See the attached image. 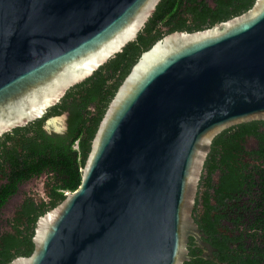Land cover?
<instances>
[{
    "label": "water",
    "instance_id": "95a60500",
    "mask_svg": "<svg viewBox=\"0 0 264 264\" xmlns=\"http://www.w3.org/2000/svg\"><path fill=\"white\" fill-rule=\"evenodd\" d=\"M159 1L0 0V135L41 118L120 52ZM253 119H264V0L139 54L78 186L37 217L32 251L8 264H182L212 139Z\"/></svg>",
    "mask_w": 264,
    "mask_h": 264
},
{
    "label": "trees",
    "instance_id": "16d2710c",
    "mask_svg": "<svg viewBox=\"0 0 264 264\" xmlns=\"http://www.w3.org/2000/svg\"><path fill=\"white\" fill-rule=\"evenodd\" d=\"M253 1L160 0L135 39L124 45L120 52L99 66L89 77L69 87L41 118L0 135L3 151L6 140L14 143L7 150L10 152V165L0 162V173L9 180V183L0 186V206L14 192L17 183L42 173L47 176L46 194L50 198V206L43 205L44 209L39 214L42 215L60 203L66 191H72L78 186L80 168L90 149L97 125L116 88L139 54L166 33L175 30L190 32L210 27L244 12ZM62 114H65V118L61 131L46 130L45 119ZM216 137L210 144V150ZM225 142L233 146V141ZM210 150L204 165L213 157ZM28 208L27 212L34 209L32 206L26 207ZM4 237L7 241H0V264H8L16 256H27L33 249L32 241H15L16 236L11 233ZM256 247L254 244L253 249ZM239 249L241 252L236 250V253L240 262L248 264L246 248L242 245Z\"/></svg>",
    "mask_w": 264,
    "mask_h": 264
},
{
    "label": "flooded vegetation",
    "instance_id": "af4514ba",
    "mask_svg": "<svg viewBox=\"0 0 264 264\" xmlns=\"http://www.w3.org/2000/svg\"><path fill=\"white\" fill-rule=\"evenodd\" d=\"M215 137L210 150L213 157L203 164L192 209L196 233L187 235V259L182 264H242L236 253L241 252L242 245L248 264H264V119L230 125ZM225 141H233V146ZM4 143V151L0 146V162L10 165L7 150L14 143ZM40 177L39 189L22 190L24 184ZM8 181L0 173V186ZM46 181L42 173L17 183L0 206V241H7L4 235L9 233L16 236L15 241H32L39 211L50 202ZM11 200L16 202L12 211L3 216ZM31 206L34 209L27 212L26 207Z\"/></svg>",
    "mask_w": 264,
    "mask_h": 264
},
{
    "label": "rangeland",
    "instance_id": "374dc122",
    "mask_svg": "<svg viewBox=\"0 0 264 264\" xmlns=\"http://www.w3.org/2000/svg\"><path fill=\"white\" fill-rule=\"evenodd\" d=\"M64 124V117L63 118H55L53 122H49L47 125V129H53L55 130L56 128L61 129L62 126ZM41 181H42V177L38 178V179H34L31 182L24 184L21 188L23 191L25 190H37L40 188L41 186ZM197 190H198V186H197ZM197 194V191H196ZM16 202L15 200H11L7 206L5 207L4 211H3V216H8L9 213H11V208L13 207L12 205H14Z\"/></svg>",
    "mask_w": 264,
    "mask_h": 264
}]
</instances>
